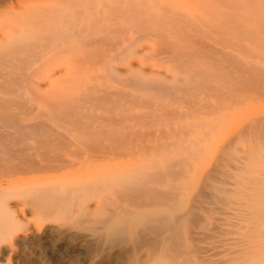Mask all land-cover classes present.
Segmentation results:
<instances>
[{
  "label": "bare ground",
  "instance_id": "bare-ground-1",
  "mask_svg": "<svg viewBox=\"0 0 264 264\" xmlns=\"http://www.w3.org/2000/svg\"><path fill=\"white\" fill-rule=\"evenodd\" d=\"M46 1L0 0L13 7L0 12V77L17 89L25 82L31 93L21 98V87L18 99L0 97V258L46 264L35 253L50 242L53 249L85 247L91 264L103 251H115V264H264V0H198L202 13L231 21L220 16L237 50L212 62L199 53L201 62L187 60L172 82L149 80L142 66L138 78L124 79L134 91L100 78L131 72L139 39L127 31L131 25L119 37L105 30L121 26L120 16L137 21L149 0ZM106 7L120 16L99 29ZM142 13L141 23L150 16ZM178 28V39L160 40L161 53L174 56L190 42L209 49ZM76 45L80 64L63 67V54ZM11 86L2 93H14ZM147 91L168 98L164 121L153 113L163 126L151 108L152 128L130 139V126L138 125L130 121L147 114L115 115L114 108L143 106Z\"/></svg>",
  "mask_w": 264,
  "mask_h": 264
},
{
  "label": "rangeland",
  "instance_id": "rangeland-1",
  "mask_svg": "<svg viewBox=\"0 0 264 264\" xmlns=\"http://www.w3.org/2000/svg\"><path fill=\"white\" fill-rule=\"evenodd\" d=\"M44 3H48L46 0H42ZM144 1V0H143ZM154 1V2H153ZM157 1H158V3H157ZM163 0H161V2H162ZM186 1V3H187V5L185 6V7H179L180 9H176V5L175 4H170V2L168 1L167 2V0H164V4H163V2H162V5L160 4L161 2L159 1V0H149L148 2L150 3V5H149V3L147 2V1H144V2H147V4L145 3V8L144 9H142L141 10V7L142 6H137L135 9V11H139V10H141V12H143L142 13V15L141 16H143V15H145L146 13L145 12H148L149 11V13H150V16H152L153 15V18L152 17H150L149 15H148V13H147V15H145L144 17H145V19H146V21L144 20V17H143V20L145 21H143L142 23H141V21L139 22L138 21V19H140V11L137 13V14H139V15H137V18L135 17V19H137V21H135L134 19L132 20V19H129V18H127V19H129V21L128 20H126V21H124L123 20V18H124V16H123V18L121 19V16L119 17V16H117L118 15V13H117V15L115 14V16H117V19H118V17H119V19H118V22H119V24H121V26H118V25H116V28H111V29H109L110 31H112V33H110V32H108V30L106 31L105 30V34L107 33V34H111V36L113 35V37H119L120 36V33L119 34H117V31L119 32V29L121 30V32L123 31V27H126V29H128L129 27L128 26H132V29L133 30H131V29H129V30H127L131 35H132V37H133V39H135V40H137V39H139V42H138V40L136 41V43H135V46H134V48H136V54L134 55V59H133V61H135V62H132V71L131 72H120V76L119 77H115L114 79L111 77V75L108 73V76H105V79L102 77V78H100V80L102 79L103 80V82H104V80H106V82L107 83H109V84H111L112 86H115V87H121V88H124V89H128V91H131L132 89H133V91H134V89H135V87L133 86V85H130V84H128V83H126L125 82V80L124 79H126V78H129L130 77V74L132 75V76H135L136 78H138L139 77V75H141V74H139L140 72H141V68H142V66H145V69H144V71H145V73H144V76H146L149 80L150 79H154V78H157V79H159V80H161V81H169V82H172L173 80V78H176L178 75H180L179 73H180V71L185 67V66H188L189 64L187 63V60L188 61H190L191 63H193L194 61H198V62H201L200 61V59L199 60H197L196 58H195V56H197V54H199V53H201L202 55H203V52H204V54L205 55H203V56H207L206 54H210L209 55V57L211 56L212 58H209V57H202V58H206L205 59V61H207V62H212V61H215V59L214 58H217L218 60H224V55L225 54H227V51H235V50H237V48H238V43L236 42L237 41V39L236 38H234L229 32H230V29L227 27V26H229V25H231V24H228V23H225L226 21H227V17L225 18V17H223V15L221 16V14L219 15V16H217V15H212V14H210V13H208L207 11H206V13H202V10L201 9H204V8H202L201 6H200V4L198 3V0H185ZM200 1H202V0H200ZM144 2L142 3V4H144ZM190 2V3H189ZM16 2H14V6L16 7L15 9H19L18 8V6H19V4L18 3H16ZM194 3V4H193ZM94 4V6L93 7H99L100 6V3L99 2H97V4H95V3H93ZM156 7H155V6ZM168 5L170 6V8L168 7ZM171 5H172V7H171ZM173 5H175V6H173ZM193 5L197 8H195V7H193ZM151 6V7H150ZM154 6V7H153ZM159 6H160V8H159ZM163 6H167V8H169V9H166V7H164L165 9V11L163 10ZM175 9H174V8ZM199 7H201V8H199ZM108 7H106V8H103V10H102V12L103 13H100V14H102V16H100V17H102V20H101V23L99 24V29H100V27H101V25H103V23H106V21L105 20H107L108 19V17L110 18L109 20H112V19H114L115 18V20H116V17H114L111 13H110V11H109V13L111 14V16L110 15H106L107 13H108V9H107ZM110 8V7H109ZM149 8V10H145V9H148ZM154 10H153V9ZM151 9V10H150ZM2 10V11H1ZM5 10H13V7H12V5L10 4V3H7V4H5L4 6H0V12H2V15L4 14V11ZM161 10V11H160ZM166 10H169L170 12H167ZM185 10V11H184ZM200 10H201V12H200ZM205 10V9H204ZM134 11V12H135ZM177 12V14L176 13H174V12ZM173 13V15H172V13ZM178 12H179V14H178ZM108 13V14H109ZM113 13V12H112ZM159 13H161L160 14V16H159ZM119 14H121V13H119ZM135 14H136V12H135ZM152 14V15H151ZM155 14V15H154ZM210 14V15H209ZM2 15H1V13H0V20H2ZM135 16V15H134ZM217 16V17H216ZM220 16L223 18L222 20H225L226 19V21H222L221 22V18H220ZM107 17V18H106ZM111 17H112V19H111ZM126 17H128V16H125V18ZM214 17H215V19H214ZM131 18V17H130ZM225 18V19H224ZM108 20V22H110ZM142 20V19H141ZM229 20V19H228ZM124 21V22H123ZM130 21H131V23H130ZM132 21H135L134 22V24L136 23V22H138L137 24H133L132 25ZM116 22V21H115ZM114 22V23H115ZM125 22H128V23H130V24H127V23H125ZM227 22H231V21H227ZM5 23L6 24H14L13 23V21L11 20H9V19H7L6 21H5ZM5 23H4V25H5ZM123 23H124V25H123ZM162 23V24H161ZM222 25H221V24ZM225 23V24H224ZM113 24V23H112ZM116 24V23H115ZM115 24L113 25V27H115ZM143 24L146 26V29H148V26H149V28L150 29H148V30H146L144 27H143V29L145 30L144 32H143V29L141 28V27H139V29L141 28L142 30H139L138 28H137V25L138 26H143ZM148 26H147V25ZM164 25V26H163ZM225 25V26H224ZM19 27H20V25H19ZM165 27V28H164ZM180 28L182 31L184 30V32H186V34L187 35H189V36H192V37H194L197 41L199 40V41H203V43H205L206 44V46H207V48L209 47V49H205V51L203 50L202 52L201 51H197L196 49L197 48H195L194 46H193V43H191L190 42V45L189 46H187V47H189V48H184V50H181V51H179L180 52V54H182V56L181 55H179V52H177L176 54H178V55H172L171 54V57L170 56H168V54H165V53H161L162 52V50H163V47H164V45L162 44L163 43V41H165L166 42V44L168 43V42H171V41H174V40H176V39H178L175 35H177L176 33H178L177 32V30H175V28L177 29V28ZM224 27V28H223ZM225 27L227 28V30L228 31H226V29H225ZM131 28V27H130ZM178 28V29H179ZM136 29V30H135ZM171 29V30H170ZM179 29V31L181 32V30ZM98 30V29H97ZM96 30V31H97ZM19 31V30H18ZM114 31H115V33H114ZM126 31V30H125ZM136 31V32H135ZM146 31H147V33L148 34H150V32H151V36L150 35H147V33H146ZM160 32L161 34H163V38H158L156 35H155V33H157V32ZM139 32L141 33V34H139ZM183 32V33H184ZM101 33H104V32H101ZM146 35V36H148V38L144 35V34ZM114 34H115V36H114ZM139 34V35H138ZM143 34V36L144 37H146V38H144V39H142L140 36ZM135 35H136V37H135ZM138 36L141 38H138ZM137 38V39H136ZM228 40H227V39ZM231 38V39H230ZM232 38H234V39H236V40H233ZM229 39L231 40V42H229ZM160 40H162V43H161V41ZM224 40V41H223ZM177 41H180V39L179 40H177ZM184 41V43L186 44H189V41L187 42V40H183ZM182 41V42H183ZM160 42V43H159ZM234 42H236V44H234ZM138 43H139V46H137L138 45ZM180 43V42H179ZM183 43V44H184ZM231 43H233L232 45H231ZM163 46H162V45ZM79 47H81V45H76V48L75 49H73L72 51H74V52H72V51H70V52H67V53H65V54H63V56H62V54H61V56H62V58H64V60H62L61 62H63L64 61V64H62V66L63 67H65V66H69V65H71V63H70V61L71 62H73V64H74V62L76 63V61H74L76 58H80L81 57V54L82 53H84V52H79V50L77 49V48H79ZM231 47V48H230ZM167 48V46L165 45V49ZM234 48V49H233ZM162 49V50H161ZM183 49V48H182ZM214 49H216V51H217V49H218V54H215V53H213V52H215V50ZM220 49V50H219ZM223 49V50H222ZM75 50H77V51H75ZM209 50H211V52H209ZM224 50H226V51H224ZM161 51V52H160ZM193 51V52H192ZM224 52L225 54H223L222 52ZM188 52V53H187ZM198 52V53H197ZM207 52V53H206ZM75 53L79 56V57H76L75 56ZM81 53V54H80ZM170 54V53H169ZM183 54H184V56H183ZM201 54H199L200 55V58H201ZM49 55H53V54H49ZM48 55V56H49ZM84 55V54H83ZM82 55V56H83ZM159 55V56H158ZM193 55V56H192ZM47 56V57H48ZM173 56V57H172ZM191 56V57H190ZM221 56L223 57L222 59H221ZM177 59H176V58ZM178 57H183L182 59L181 58H178ZM67 58V59H66ZM186 58V59H185ZM193 58V59H192ZM198 58V57H197ZM69 59V60H68ZM178 59H180V60H183V62L182 61H180V60H178ZM186 60V61H185ZM218 60H216L217 62H220V61H218ZM204 60H202V62H205ZM65 62H67V65H66V63ZM140 62H142V63H140ZM42 62L40 61V62H37L36 63V66L38 67L39 65H41L42 66V64H41ZM44 63H46V62H44ZM43 63V64H44ZM79 63V62H78ZM78 63H76V64H72L71 66H75V65H77ZM179 63V64H178ZM183 63V64H182ZM80 64V63H79ZM143 64H145V65H143ZM180 64L182 65V66H180ZM185 64H187V65H185ZM41 66H39V67H41ZM71 66H69V67H71ZM97 66V67H96ZM96 66H94L96 69L98 68V69H100L101 67L99 66V65H96ZM179 66H180V68H179ZM44 66H42L41 67V70L43 69L44 71L46 70V68H43ZM153 68V69H152ZM38 71H39V68L37 69ZM42 70V71H43ZM152 70H156V72L155 73H152ZM36 71V70H35ZM44 71L43 72H40V74H43L44 73ZM159 71V72H158ZM92 73H93V75H95L94 73L95 72H93V70H92ZM18 74V73H17ZM16 74V75H17ZM38 74H39V72H38ZM174 76V77H173ZM20 77H22V76H20ZM154 77V78H153ZM164 77H166V79L164 78ZM17 78H19V76L17 75ZM4 79V78H3ZM2 79V77H0V82H1V84H0V97L3 99V97H4V99H9V98H16V99H18V94L20 93L21 94V92H22V96H21V98H27V97H31V93H28L27 92V88L25 89L23 86H25L26 84H25V82H23L22 81V83L19 85V87H20V89L18 88L17 89V87L16 86H18V85H16L15 84V87H14V85L13 86H11V84H13L12 82L10 83V84H6L5 85V83H7L8 81H4ZM2 81H4V85L2 86V84H3V82ZM113 81V82H112ZM20 82H21V80H20ZM105 82V83H106ZM7 85H8V87H9V85L11 86V88H7V89H13V87L16 89L15 90V92L14 93H12L11 94V92H5V93H2V90L4 89V88H6L7 87ZM23 85V86H22ZM130 85V86H129ZM129 86V87H128ZM23 88V90H21L22 88ZM131 87H133L132 89H130ZM130 89V90H129ZM4 90H6V89H4ZM20 90H21V92H20ZM132 91V92H133ZM4 92V91H3ZM17 92V93H16ZM23 92H27L26 94H24ZM136 92V91H135ZM137 92H139V90L137 91ZM17 95H16V94ZM28 94H30V95H28ZM151 94H153V95H151ZM162 94H164L163 92H162ZM161 93L159 94V93H157V95H155L154 94V92H151V91H147L146 92V94L145 95H147L146 96V102L147 103H149L148 105H146L145 106V104H147L146 102L144 103V104H142L143 106H141V107H139L140 106V103H134L135 105H133V103H126V104H124V105H126V106H124V109H123V106H121L120 108H119V106H117L118 107V109H117V107H115L114 108V113H115V115H120V113H121V115H126V113L127 112H129V113H132V114H134L135 116H137L138 114L140 115L141 113L143 114V116L142 115H140L141 117V119H142V117L144 118V117H146L145 115L148 113H150L151 114V112H152V114L154 113V114H156V112H157V115L158 116H160V117H162V120L164 121V117L163 116H161V114L162 115H164L165 116V113L163 114V110L161 111V108L164 106V104L168 101V98H166V96H163ZM166 94V93H165ZM167 95V94H166ZM162 97H163V99H164V97L166 98V100L165 101H163V100H161L162 99ZM168 97V96H167ZM156 98V99H155ZM161 98V99H160ZM149 99H150V101H149ZM143 101H145V100H143ZM149 101V102H148ZM153 102V105H151L152 107H148V106H150V104H152V102ZM142 103V102H141ZM158 103H160V104H158ZM138 104H139V106H138ZM163 106H162V105ZM130 105H132L131 107H129ZM137 105V106H136ZM159 107H158V106ZM127 106L129 107V109L127 108ZM136 106V107H135ZM154 106V107H153ZM162 106V107H161ZM156 107H158V109L156 108ZM151 108H153V110H151ZM123 109V110H122ZM128 109V110H127ZM120 110V111H119ZM125 110V111H124ZM127 110V111H126ZM161 111V112H159V111ZM122 111H124V112H122ZM97 112H101V110H98ZM146 113V114H145ZM161 113V114H160ZM145 114V115H144ZM147 114V117H146V119H143V122H144V127H143V125H141L142 123H137V122H135V121H130L132 124H138V125H136V126H133V125H131V123L129 122V124L131 125V126H133V127H131L130 126V129L129 130H132V131H128V133H131V134H128L129 135V138L130 139H135V138H132V135H133V137L134 136H136L137 135V137H138V135H142V133L144 132V128L145 127H149L150 125H148L149 123H153V121H157V123H159V125H160V123H162L161 125L163 126V122L162 121H160L161 120V118L159 117V118H157L154 114H153V118L154 117H156V118H154V120L153 121H151V119L152 118H150V120H148L149 118L148 117H151V115L149 116ZM160 114V115H159ZM137 119V120H139V121H142L141 119ZM157 119V120H156ZM148 121V122H147ZM150 121V122H149ZM159 121V122H158ZM147 122V123H146ZM156 122H154V124H151V125H154L153 127L154 128H157V127H159V125H156L155 124ZM143 127V129H142V127ZM156 125V126H155ZM160 125V126H161ZM147 127V129H149ZM151 127V126H150ZM132 128V129H131ZM152 128V127H151ZM150 128V129H151ZM140 129V130H139ZM146 130V129H145ZM134 131H136L135 133H134ZM137 131H140L139 133L140 134H137L138 132ZM147 131V130H146ZM133 133V134H132ZM136 134V135H135ZM60 247H61V249H53V248H51V243L50 242H47V243H44L41 247H40V250L39 249H37L36 250V253H35V255L36 256H38V254H39V256H41V257H43L44 259H46V264H91V263H89V261H88V255H89V251H86V249H85V247H82V248H79V247H73L72 248V246L70 247V246H64L63 245V243H61L60 244ZM67 247V248H66ZM42 248V249H41ZM53 249V250H52ZM65 249V250H64ZM78 249V250H77ZM69 251V252H68ZM68 253V254H67ZM86 253V254H85ZM87 253H88V255H87ZM107 253V254H106ZM63 254V255H62ZM99 255V256H98ZM98 255H97V258L99 259L100 258V262L98 263V264H115L114 262V255H115V251L114 252H107V251H103V252H99L98 253ZM76 257H77V259H76ZM79 257V258H78ZM8 258L9 257H6V256H4V257H2V258H0V263L1 264H7L8 262ZM109 259V260H108ZM22 260V261H21ZM33 262H32V261ZM80 260V261H79ZM107 260V261H106ZM24 260L22 259V258H20L19 256L18 257H12V259H11V264H34V259L33 258H31L30 259V261H28V262H26V261H24ZM82 261V262H81ZM111 262V263H110Z\"/></svg>",
  "mask_w": 264,
  "mask_h": 264
}]
</instances>
